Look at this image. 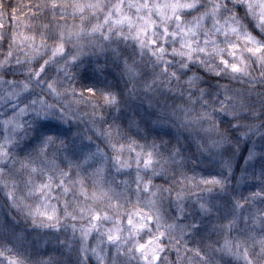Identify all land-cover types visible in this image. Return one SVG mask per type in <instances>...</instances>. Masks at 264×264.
<instances>
[{"label": "snow or ice", "instance_id": "obj_1", "mask_svg": "<svg viewBox=\"0 0 264 264\" xmlns=\"http://www.w3.org/2000/svg\"><path fill=\"white\" fill-rule=\"evenodd\" d=\"M0 7L10 5L0 0ZM36 7L50 8L51 19L32 35L0 33L8 41L0 58L6 202L36 228L63 229V239H52L75 255L69 264H264V0H45ZM69 17L80 23H53ZM18 45L22 56L14 55ZM91 56L117 68L124 93L111 85L78 90L74 70ZM137 99L147 102L146 113L160 110L150 124L135 116L126 127L115 117L109 123L113 110ZM81 104L91 107L105 147L71 132ZM165 117L202 133L197 151L220 171L198 172L189 164L203 159L154 135ZM254 136L259 145L247 147L237 176L233 160ZM203 218L214 222L202 231ZM22 239L5 230L0 264H64L24 257Z\"/></svg>", "mask_w": 264, "mask_h": 264}, {"label": "trees", "instance_id": "obj_2", "mask_svg": "<svg viewBox=\"0 0 264 264\" xmlns=\"http://www.w3.org/2000/svg\"><path fill=\"white\" fill-rule=\"evenodd\" d=\"M2 2L3 4L10 5V7L7 9L0 7V13H2V15H0V23L3 25L0 27V33H3L9 38L13 33L32 35L34 33V29H38L42 22H44L46 19H51L50 8H44L43 11H41L40 8L36 7V5L44 4L45 0H2ZM57 22L61 24L80 23L79 20L74 22L70 17L67 21H53V23ZM92 22L94 23L95 21ZM36 35L37 42H39L38 32ZM0 43H3V47L0 48V58H2L8 50V41H3ZM70 47L71 46H69V48ZM24 50L27 49L25 48ZM14 55H23V51L19 50V45L17 46V50L14 51ZM84 61L85 62L81 68L74 70L78 90L81 84H94L98 88H105L106 86L111 85L113 89L119 90L121 93L125 92V79H122L117 68L113 64L106 62L103 56L85 57ZM96 63L105 65L103 73L96 71ZM85 95H87V93H85ZM253 99H255V97H253ZM169 103H171V101H169ZM75 107H78L79 109L78 114L80 118L71 122V132L80 133V137L77 138L78 142L82 137L91 136L93 148H95L97 144H99L102 148L105 147L102 138H98L95 135V132L92 130V125L90 123L92 113L91 107L84 104ZM147 108L148 104L146 101L141 104L140 100L138 99L129 100L128 107L122 110L120 113H116L113 110L111 115L108 116V121L111 123L113 117H115L117 123L126 127L129 117L135 116L137 120L146 121L150 124L151 119L156 114H159L160 110L158 108H154L150 110L149 113H146L145 109ZM100 111H106V109H101ZM97 120H99V117H97ZM65 127L67 128L68 125H65ZM151 131L154 135L162 136L163 139L169 140L173 144L178 143L180 147L185 149L186 154L194 155V158L197 161H200L201 159L204 160L202 163H190L189 167L195 168L198 172H202L205 175H207L209 172L220 171L218 163L209 164L207 163L208 158H201L200 154L198 153L196 140L198 135H202V133H199L198 130L192 131L190 135L187 129L181 128L179 126L178 121H175L174 119L170 120L165 117L164 120L158 125L154 126ZM151 138L152 136L150 135L149 139L151 140ZM252 141H255L256 144L259 145V137L254 136L252 140L248 141L247 146L243 143L241 144L240 151L233 160L234 167H236L237 176L240 174L239 166H243L244 164L243 157L247 153V147L252 145ZM84 143H88V140L84 139ZM226 148L228 151H231V147L226 146ZM17 151H19V149H17ZM249 171H251V169H249ZM162 182V178L154 179V183L156 184H160ZM232 186L236 187L235 181H233ZM238 191L243 195H247L248 186L241 185L238 187ZM69 199H71V197H69ZM193 199L195 198L193 197ZM52 203H56V201L53 200ZM60 209L62 213V202ZM188 219L192 220L193 217L189 216ZM211 222H214V218H203L202 231L204 228H210ZM76 223H81V221H77ZM83 223H86V221ZM110 226V224H106V227ZM5 230H7L9 233L11 231H16L22 235L23 239L18 242L17 248L24 257H27L30 260L39 261L40 259H48L49 256H55L63 260L64 264H69V261L75 259L74 254L68 253L66 250L62 252L61 246L52 239L53 235H59L60 238L63 239V229L61 230V233L57 234L50 229L34 227L31 219H26L25 216L14 206H12L9 202H6L4 193L0 192V237L5 235ZM67 235L71 236L70 230ZM165 242L167 243V241ZM167 254L171 259H175L174 251H171ZM93 264H95L94 261Z\"/></svg>", "mask_w": 264, "mask_h": 264}]
</instances>
